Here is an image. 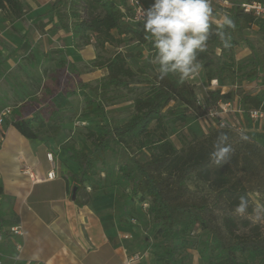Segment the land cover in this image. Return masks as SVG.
I'll use <instances>...</instances> for the list:
<instances>
[{
    "label": "trees",
    "instance_id": "16d2710c",
    "mask_svg": "<svg viewBox=\"0 0 264 264\" xmlns=\"http://www.w3.org/2000/svg\"><path fill=\"white\" fill-rule=\"evenodd\" d=\"M233 1L236 5L226 13L235 27L223 30L229 46H224L215 34L216 25L212 24L207 49L198 54L208 82L222 81L227 74L240 80L259 78V69L264 71V55L256 54V48L243 36L253 26L264 33V20L244 13L240 1ZM0 12L10 23L23 21L26 14L23 0H0ZM130 17L128 0H54L50 10L32 23L38 31L53 24L70 35L76 50L91 43L101 49L105 45L118 48L136 43L147 51L144 66L135 71L127 64L133 56L122 53L97 64L96 67L106 71V76L96 86L81 80L78 69L67 61L63 49L55 51L60 55L57 62L62 71L60 91L65 97L75 94L66 90L69 75L74 76L85 104L84 119L89 121L84 136L92 145L90 152L69 145L61 148L66 159L79 167V174L70 176V192L75 203L83 206L91 198L109 193L104 181L96 178L98 165H104L106 153L116 154L120 149L126 159L118 172L132 185L130 199L137 197L140 204L148 200L147 214L156 228L153 238L159 239L164 247L161 253H154L157 262L176 263L182 243L199 230L205 237L199 243L208 264H264V211H258L261 208L250 196L251 193L264 196V147L241 139L238 131L218 126L201 137L192 133L191 139L183 141L178 149L168 138V127L185 123L190 115L200 116L202 107L197 104L194 86L187 80L181 82L176 74L159 79L157 66L149 62L155 51L152 42L145 38L142 24L131 22ZM235 34L252 52L245 65H236L234 60L233 49L238 45ZM135 56L141 57L140 52ZM23 59L34 65L33 54ZM261 84L264 86V75ZM112 89L134 93L133 114L126 122L114 118L99 121L108 117L106 95ZM209 96L212 105L231 99L230 92L222 94L219 88ZM238 109L264 112V90L242 96ZM29 115L25 111L12 125L25 138L36 140V130L49 124L37 111ZM221 133L228 136L227 143L233 151L226 164L216 165L210 153L215 150ZM189 182L194 183L193 188ZM241 196L249 202L243 216L234 212ZM3 224L0 220V227Z\"/></svg>",
    "mask_w": 264,
    "mask_h": 264
},
{
    "label": "rangeland",
    "instance_id": "374dc122",
    "mask_svg": "<svg viewBox=\"0 0 264 264\" xmlns=\"http://www.w3.org/2000/svg\"><path fill=\"white\" fill-rule=\"evenodd\" d=\"M33 1L23 0L27 18L25 17L22 22H14L15 33L11 30L10 23L7 20H3V13L0 12V24L4 26L2 29L12 32L10 36L14 40L15 46H17H9L5 39L0 36V110L9 107L12 120L20 118L23 111L36 110L43 117L44 122L49 124L45 128L36 130L41 144L46 145L48 148L56 145L60 150L63 146L69 145L89 152L92 150V145L84 136L86 133L85 127L89 121L84 119L85 104L83 97L79 93L75 77L69 75L71 71L69 65L66 66V73L69 75L66 90L75 94L65 97L61 93L62 78L60 75L62 71L57 65L60 55L55 51L64 48L67 61L76 66L81 80L93 86L99 84L106 76V71L103 68L96 67L97 64L105 62L116 53H122L133 56L128 59L127 64L135 71L137 68L144 66L147 51L144 47L136 45V43H130L118 48L105 45L102 49L96 48L91 43L76 50L72 46L70 36L54 28L53 24L43 31H38L32 26L30 20L33 16V7H31ZM238 1L243 2L246 0ZM47 3H51V0H44L42 4L45 6ZM145 3L149 7L152 0H145ZM222 13L221 9L215 5L211 23L216 25V20ZM23 30H26L24 49L20 45L18 46ZM243 36L256 48V54L264 55V33H261L257 27L253 26L245 30ZM234 37L238 40V45L233 49L235 63L236 65H245L249 61L252 52L236 34ZM14 47L16 49L19 48V50L11 58L9 54ZM138 52H140L141 57L135 56ZM29 53L35 57L34 65H30L27 60L23 59ZM263 75L264 71L262 69H259V78L248 80H240L238 76L230 77L227 74L224 76L225 79L222 81L216 80L217 85H213L206 80L205 71L201 67L198 75L187 81L194 86L197 104L202 107L203 113L200 116L190 115L183 124L169 126L168 138L180 149L183 141L191 139L192 133H195L198 137L207 135L213 128L220 126L219 123L223 121L229 124L233 131L243 133L249 140L264 147V120L250 119L247 111L239 109L240 113L236 112L242 96L245 94L256 95L263 92L264 86L261 84ZM218 88L222 94L230 92L231 98L229 101L231 103V111L221 118H217L214 114L219 105L210 104L209 96L211 91ZM133 97L134 93L125 89L110 90L106 95L108 117L99 121L107 122L108 118H114L120 122H126L133 114ZM211 108L213 109L212 112ZM92 120L95 121L97 119L92 118ZM55 126H58L59 130L55 129ZM34 128H37V126L34 125ZM125 159V153L119 149L116 154L106 153L104 165H98L96 178L104 181L108 192L115 193L117 203H121L124 199H130L132 194V185L124 181L118 172V167ZM62 173L66 174L67 172L64 170ZM188 185L193 188L194 183L189 182ZM87 191L90 192L89 189ZM250 196L256 205L264 209V196L262 197L259 193H251ZM130 201L137 204L140 209L135 217H132L131 214L127 215V217L135 218L139 226L145 228V233L141 235V240L143 241L144 238L149 239L151 251L153 253H161L164 247L160 244L159 239L153 238L156 228L155 223L147 214L148 200L146 201L147 203L140 204L137 202V197H133ZM132 213L134 212L132 211ZM204 238L203 233L199 230L188 236L186 241L182 243V250L174 264H208L206 254H202L201 244L199 243ZM180 243L176 242V244Z\"/></svg>",
    "mask_w": 264,
    "mask_h": 264
},
{
    "label": "crops",
    "instance_id": "0c3cea01",
    "mask_svg": "<svg viewBox=\"0 0 264 264\" xmlns=\"http://www.w3.org/2000/svg\"><path fill=\"white\" fill-rule=\"evenodd\" d=\"M43 1L34 0L31 4V24L50 10L54 0L45 6ZM3 17L7 20L4 14ZM13 24L10 23L11 30L15 33ZM2 27L0 24V36L9 46H15L12 32ZM25 31L18 44L22 49ZM15 47L9 54L11 58L19 50ZM26 111L31 115L36 110ZM13 121L11 116L6 120L0 144V220L4 221L0 231L20 226L22 236L8 237L0 243V259L4 264H160L151 251L149 239L141 240L145 228L135 218L127 217L136 216L140 209L137 204L130 199L117 203L115 193L109 192L78 206L70 192V176L79 174V167L68 161L66 153L56 145L48 148L38 139L22 136L13 127ZM48 153L55 161L47 160ZM26 168L42 181L33 183L25 173ZM52 170L56 178L46 180ZM64 170L66 174L62 173ZM34 255L39 259L33 260Z\"/></svg>",
    "mask_w": 264,
    "mask_h": 264
},
{
    "label": "clouds",
    "instance_id": "9594fccd",
    "mask_svg": "<svg viewBox=\"0 0 264 264\" xmlns=\"http://www.w3.org/2000/svg\"><path fill=\"white\" fill-rule=\"evenodd\" d=\"M212 17L211 0H152L148 8H141L143 32L155 50L149 62L157 66L159 79L176 74L183 82L198 75L202 67L198 54L207 49L212 34ZM225 27L234 28L235 24L227 13H222L216 20L215 34L228 47L229 42L223 31ZM241 139L247 140L248 137L241 133ZM227 141L228 136L221 133L214 146L215 150L210 153V159L216 165L226 164L230 159L233 149ZM248 207V199L241 196L234 212L243 216ZM32 259L38 260L39 257L34 255Z\"/></svg>",
    "mask_w": 264,
    "mask_h": 264
},
{
    "label": "built area",
    "instance_id": "2783aa9c",
    "mask_svg": "<svg viewBox=\"0 0 264 264\" xmlns=\"http://www.w3.org/2000/svg\"><path fill=\"white\" fill-rule=\"evenodd\" d=\"M237 2H234L233 0H211L212 7L214 8L215 5L221 9L223 13H226L230 8L235 6ZM128 6L131 11V17L129 20L134 23H140L142 24V21L140 19L141 16V8L146 9L148 8L147 4L145 3V0H128ZM239 6L242 8L244 13L251 14L256 19L264 20V1H243L240 2ZM211 83L213 85H217L216 80H212ZM218 108L216 111H214V114L217 116V118H221L223 115H225L227 112L231 111V103L230 102H222L219 101L217 103ZM211 108V112H212ZM237 112H240L237 111ZM249 118L252 120H264V112L262 110H255L251 109L248 111ZM11 116V109L9 107L2 108L0 110V144L2 143L5 135V123L6 120ZM220 127L222 129H231V126L227 123H224L221 121ZM233 127V126H232ZM46 158L49 162H53V155L51 153H48L46 155ZM25 173L28 175L29 179L33 182H40L41 179H38L37 176H35L31 171L28 170V168L25 169ZM56 178V173L52 170L47 173L46 180H54ZM14 236H22V229L20 226H13L8 228L5 232L0 231V243H2L5 239L8 237H14ZM16 250L19 252L21 250V246H16ZM0 264H4L3 261L0 259Z\"/></svg>",
    "mask_w": 264,
    "mask_h": 264
}]
</instances>
